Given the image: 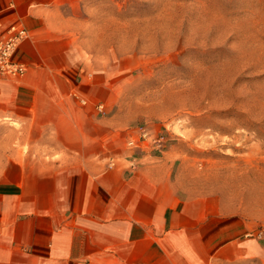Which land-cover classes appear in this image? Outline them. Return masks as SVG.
I'll use <instances>...</instances> for the list:
<instances>
[{
  "label": "crops",
  "instance_id": "1",
  "mask_svg": "<svg viewBox=\"0 0 264 264\" xmlns=\"http://www.w3.org/2000/svg\"><path fill=\"white\" fill-rule=\"evenodd\" d=\"M84 2L0 0L3 25L19 22L28 32L13 55L24 75L0 76V121L19 122L16 139L28 145L0 136V264L263 258L250 221L225 212L213 195L179 186L174 151L129 167L117 120L93 107L113 99L109 76L117 70L89 62L71 30V14Z\"/></svg>",
  "mask_w": 264,
  "mask_h": 264
},
{
  "label": "rangeland",
  "instance_id": "2",
  "mask_svg": "<svg viewBox=\"0 0 264 264\" xmlns=\"http://www.w3.org/2000/svg\"><path fill=\"white\" fill-rule=\"evenodd\" d=\"M71 15L83 56L117 70L98 116L128 121L124 148L138 123L167 130L179 186L244 216L264 248V0H85ZM18 133L0 121L12 146Z\"/></svg>",
  "mask_w": 264,
  "mask_h": 264
},
{
  "label": "built area",
  "instance_id": "3",
  "mask_svg": "<svg viewBox=\"0 0 264 264\" xmlns=\"http://www.w3.org/2000/svg\"><path fill=\"white\" fill-rule=\"evenodd\" d=\"M28 37L27 29L19 22L3 25L0 17V76L7 78H20L26 71L25 64L13 58L16 48ZM81 105H86L87 99L78 97ZM97 114L106 113L104 103L96 102L93 105ZM171 136L165 129L155 130L147 122H141L132 127L126 139V146L130 153L124 157L129 162L130 168L140 164L142 156L160 157L170 146ZM115 160L108 164L114 165ZM258 235H260L258 233Z\"/></svg>",
  "mask_w": 264,
  "mask_h": 264
}]
</instances>
